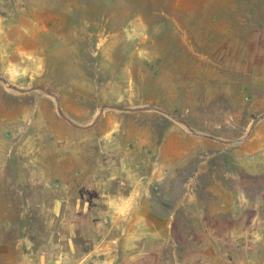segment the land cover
Returning <instances> with one entry per match:
<instances>
[{"label": "rangeland", "instance_id": "1", "mask_svg": "<svg viewBox=\"0 0 264 264\" xmlns=\"http://www.w3.org/2000/svg\"><path fill=\"white\" fill-rule=\"evenodd\" d=\"M0 76L80 124L158 107L238 140L264 0H0ZM0 264H264V119L236 145L156 109L80 130L0 84Z\"/></svg>", "mask_w": 264, "mask_h": 264}, {"label": "water", "instance_id": "2", "mask_svg": "<svg viewBox=\"0 0 264 264\" xmlns=\"http://www.w3.org/2000/svg\"><path fill=\"white\" fill-rule=\"evenodd\" d=\"M6 83H10L9 80L4 77V76H0V84H3L4 86H6ZM6 88L9 90V91H12L14 93H20V94H28V93H31V92H34V91H38L46 96H49V97H52L56 103V109L58 111V113L60 114L61 117H63L67 122H69L72 126H74L75 128L77 129H80V130H88L92 127H94L97 122L99 121V119L101 118V116L108 110H115V111H118V112H126V113H133V112H138V111H147V110H151V109H156L158 110L159 112H162L163 114L167 115L168 117L174 119V120H178L180 122V124H182L187 130H189L192 134L194 135H198V136H202V137H205V138H210L212 140H215V141H218V142H222V143H229V144H232V145H236V144H239L240 142H242L243 140H245L248 135L252 132V130L256 127V125L259 123V121L263 120L264 119V114L262 116H260L259 119L255 120L252 125L250 126L247 134L238 139V140H234V141H229V140H224L222 138H219V137H214V136H210V135H207V134H203V133H200V132H197L195 130H193L192 128H190L188 126V124L183 121L181 118H179L178 116H176L175 114H172L171 112L167 111V110H164L162 108H151V107H139V108H136V107H125V106H119V105H104L100 110L99 112L97 113V115L95 116V118L88 124H80L78 122H76L75 120H73L63 109L62 105H61V102H60V98L59 96L44 88V87H30V88H20L16 85H13L10 83V86H6Z\"/></svg>", "mask_w": 264, "mask_h": 264}, {"label": "bare ground", "instance_id": "3", "mask_svg": "<svg viewBox=\"0 0 264 264\" xmlns=\"http://www.w3.org/2000/svg\"><path fill=\"white\" fill-rule=\"evenodd\" d=\"M6 86H10V83H6ZM178 121V120H177Z\"/></svg>", "mask_w": 264, "mask_h": 264}]
</instances>
